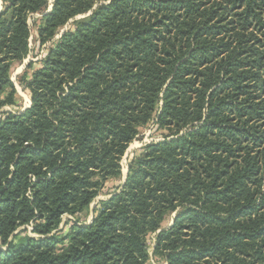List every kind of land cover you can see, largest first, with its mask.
Here are the masks:
<instances>
[{"label": "trees", "instance_id": "trees-1", "mask_svg": "<svg viewBox=\"0 0 264 264\" xmlns=\"http://www.w3.org/2000/svg\"><path fill=\"white\" fill-rule=\"evenodd\" d=\"M47 6L0 11V264H146L152 233L167 264H264V0H53L40 44L91 13L22 73L30 105L2 109ZM152 118L163 138L61 235Z\"/></svg>", "mask_w": 264, "mask_h": 264}, {"label": "rangeland", "instance_id": "rangeland-1", "mask_svg": "<svg viewBox=\"0 0 264 264\" xmlns=\"http://www.w3.org/2000/svg\"><path fill=\"white\" fill-rule=\"evenodd\" d=\"M53 0H47V7L44 9L42 13H33L27 19V23L30 27V36L28 39V54L21 62H16L12 65L10 69V79L13 82L16 95H17V102L16 106H4L2 109H20L22 111L26 107H28L31 103L29 91L25 88L23 77L21 78L22 73H26L27 75L30 74L32 69L40 64V60L45 56L47 49L51 44L57 40V38L63 34L65 31L70 30L74 27L73 20L78 18H85L87 15L91 13L88 11L87 13L80 14L76 16L74 19H69L63 26L57 29L55 35L48 41L40 44L37 38V28L39 25L42 24L41 16L50 11L52 8ZM5 0H0V11L4 10ZM33 62L31 66H28L29 62ZM165 131L158 127L156 121L152 118L143 126L138 128V133L136 134L135 138L130 142L128 145L125 153L123 154L120 160V174L116 177L108 178L101 190L100 193L94 198V200L90 203L87 210L77 213L75 215L64 214L62 215V220L59 225V233L64 235L68 232L69 227L71 224H87L90 223L96 209L99 208V200H104L114 193L118 192L120 187L124 184L130 163L140 155L141 152L145 149V147L153 143L157 140L163 138ZM176 212H170L165 215L162 223L161 229L168 228L175 216ZM147 253L148 259L146 264H167L166 260L159 254L153 252V246L155 243V234H150L147 239ZM1 249H5V246H0Z\"/></svg>", "mask_w": 264, "mask_h": 264}]
</instances>
